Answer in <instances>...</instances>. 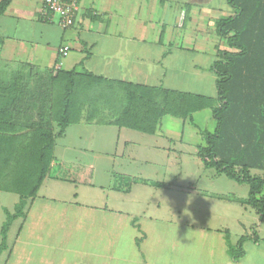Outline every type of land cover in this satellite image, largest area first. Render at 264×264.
<instances>
[{
	"label": "crops",
	"instance_id": "obj_1",
	"mask_svg": "<svg viewBox=\"0 0 264 264\" xmlns=\"http://www.w3.org/2000/svg\"><path fill=\"white\" fill-rule=\"evenodd\" d=\"M43 2L11 0L0 15V67H61L216 97L212 66L229 47L215 22L233 14L227 0H78L69 27H62L57 15H43ZM63 44L69 46L64 57L58 53ZM81 123L101 133L91 132L78 144L65 142L71 124L55 140L53 155L90 167L91 183L46 177L27 200L25 217L10 224L0 264H234L223 219H209L212 203L230 201L213 196L226 195L213 189L222 174L204 167L197 155L206 124L211 131L215 127L209 108L191 118L164 115L153 134L134 130L141 134L137 139L120 140L128 128L84 120L74 125ZM188 162L195 165L192 173ZM201 168L207 169L204 183ZM129 178L135 180L128 183ZM0 200L1 230L4 210L13 209L18 195L0 190ZM185 208L190 218L180 214ZM256 216L259 241L243 243L239 264H264L262 221ZM228 235L233 245L241 236Z\"/></svg>",
	"mask_w": 264,
	"mask_h": 264
},
{
	"label": "trees",
	"instance_id": "obj_2",
	"mask_svg": "<svg viewBox=\"0 0 264 264\" xmlns=\"http://www.w3.org/2000/svg\"><path fill=\"white\" fill-rule=\"evenodd\" d=\"M10 1L0 0V15ZM227 2L233 14L215 22L216 33L229 47L212 66L217 76L215 98L75 69L38 71L28 63L19 64L0 79V190L18 195L13 209L4 210L0 252L7 246L10 224L25 217L27 200L37 195L46 177L91 183L90 167L53 155L55 140L81 120L153 134L164 115L191 118L194 112L209 108L215 127L202 134L204 144L197 146V155L204 167L248 186L246 197L213 196L230 197L263 220L264 175L250 170L264 172V0ZM134 180L129 178L128 183ZM255 227L234 245L225 230L234 264L245 254L246 240L259 241Z\"/></svg>",
	"mask_w": 264,
	"mask_h": 264
},
{
	"label": "rangeland",
	"instance_id": "obj_3",
	"mask_svg": "<svg viewBox=\"0 0 264 264\" xmlns=\"http://www.w3.org/2000/svg\"><path fill=\"white\" fill-rule=\"evenodd\" d=\"M10 72H11V69L8 70L5 67H0V79H4V78L8 77L10 75ZM91 129H92V131H90ZM99 129L100 128H96V127H95V129H93V127H91L87 123H81L79 125L73 124L69 127L68 137H67V139H65V142L75 140V143H76V141H80L81 138L83 141L85 137L88 138V135H90L91 132H92V134H94V133H97V135L100 134L101 132ZM206 129H207V131H206ZM206 129H205V131H202L201 133L203 134L204 132H211L212 126L209 123H207ZM93 130H95V131H93ZM114 130H116V129H114ZM110 132H113V131H110ZM108 135L111 136L112 134L108 133ZM126 135L130 136L134 139H137L138 136H140L141 134L135 132L134 130L132 131L129 129H122L120 136H119L120 140L123 138H126ZM142 136H141V138H143ZM62 142H64V141H62ZM76 144H78V143H76ZM121 149H122V147H121V145H119L118 150H121ZM184 149L188 150V151L190 150V148H186V147ZM122 165L127 166L128 164L122 163ZM122 165H121V163L117 164V166H122ZM186 165L187 166L189 165V167H190V168L188 167V169H187V170L191 171V172L188 171L189 173H192V171L195 170L194 167H192L194 164H189V162H188L185 164V166ZM117 166H115V168ZM102 169H103V166L101 165L99 167V170H102ZM205 170L207 171V169H202V168L200 169V172H204L200 176V179H199L200 183H204V181L206 180L203 178L205 176ZM208 170H211V169H208ZM250 172H251V174L264 175V172H262L261 170H258V169H251ZM49 188H50V183L47 185L45 190H48ZM213 189L220 190L224 194H226L223 196L246 197L247 193H248V186L246 184L236 183L235 181L225 177L224 175H221V177L218 178L217 184L214 186ZM2 194H3V196H8V195H5V193H2ZM6 199L7 198L3 197V200H6ZM229 200L230 201H228V203H223L220 201L212 203L211 204V207H212L211 212L209 213V215H211V216L209 217V219L213 223H215L216 218H217V221H219V219H221V220L223 219L222 223H224L225 227H227L228 232L231 234L230 236L232 238H235V237H239V235H242L245 230L248 231L249 230L248 227H249L251 222L257 223L256 226L258 225L259 222L257 220L256 213L253 209H251L248 206L240 205L235 200H231L230 197H229ZM0 201H2V200H0ZM168 211L169 210L166 207L165 211L162 210V213L166 214V213H168ZM190 211H191L190 209L187 211V209L185 208L184 210H182L180 212V214L184 218H190L189 217ZM248 233H250V231ZM261 235L264 236V218L262 220V226L260 229V236ZM258 236H259V233H258Z\"/></svg>",
	"mask_w": 264,
	"mask_h": 264
},
{
	"label": "built area",
	"instance_id": "obj_4",
	"mask_svg": "<svg viewBox=\"0 0 264 264\" xmlns=\"http://www.w3.org/2000/svg\"><path fill=\"white\" fill-rule=\"evenodd\" d=\"M78 11V0H44L42 14L47 16L57 15L62 27L73 25L76 12ZM69 51L66 44L58 48L60 56L64 57Z\"/></svg>",
	"mask_w": 264,
	"mask_h": 264
}]
</instances>
